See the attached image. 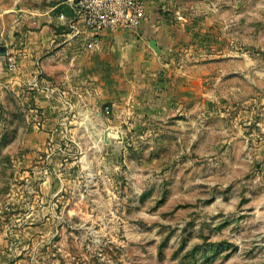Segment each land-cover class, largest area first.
I'll use <instances>...</instances> for the list:
<instances>
[{
    "label": "rangeland",
    "instance_id": "rangeland-1",
    "mask_svg": "<svg viewBox=\"0 0 264 264\" xmlns=\"http://www.w3.org/2000/svg\"><path fill=\"white\" fill-rule=\"evenodd\" d=\"M158 9L175 78L118 134L44 135L0 85V264H264V0Z\"/></svg>",
    "mask_w": 264,
    "mask_h": 264
},
{
    "label": "crops",
    "instance_id": "crops-1",
    "mask_svg": "<svg viewBox=\"0 0 264 264\" xmlns=\"http://www.w3.org/2000/svg\"><path fill=\"white\" fill-rule=\"evenodd\" d=\"M164 1L146 0L138 29L107 31L93 43L82 21L73 35L70 0H0V85L24 101L31 96L36 110H29L42 115L47 136L108 137L119 132L115 118L157 115L167 101L163 88L175 78L161 58L160 38L170 31L158 9ZM169 2L179 7L182 0Z\"/></svg>",
    "mask_w": 264,
    "mask_h": 264
},
{
    "label": "built area",
    "instance_id": "built-area-1",
    "mask_svg": "<svg viewBox=\"0 0 264 264\" xmlns=\"http://www.w3.org/2000/svg\"><path fill=\"white\" fill-rule=\"evenodd\" d=\"M75 12L73 35L79 34L78 22L93 33V43L107 31L136 30L142 24L146 0H70ZM10 70L17 68L15 53L7 55Z\"/></svg>",
    "mask_w": 264,
    "mask_h": 264
},
{
    "label": "water",
    "instance_id": "water-1",
    "mask_svg": "<svg viewBox=\"0 0 264 264\" xmlns=\"http://www.w3.org/2000/svg\"><path fill=\"white\" fill-rule=\"evenodd\" d=\"M2 55H5V53H2Z\"/></svg>",
    "mask_w": 264,
    "mask_h": 264
}]
</instances>
